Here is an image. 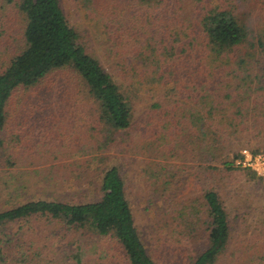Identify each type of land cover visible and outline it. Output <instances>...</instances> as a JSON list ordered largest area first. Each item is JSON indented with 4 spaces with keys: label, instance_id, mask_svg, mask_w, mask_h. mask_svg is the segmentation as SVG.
<instances>
[{
    "label": "trees",
    "instance_id": "1",
    "mask_svg": "<svg viewBox=\"0 0 264 264\" xmlns=\"http://www.w3.org/2000/svg\"><path fill=\"white\" fill-rule=\"evenodd\" d=\"M80 2L99 23L109 71L86 52L59 0H0V130L7 124L17 93L24 94L40 84L45 88L46 78L55 70L70 68L82 80L87 95L98 105V119L115 131L129 128L136 91L160 88L166 99L151 105L156 113L145 121L151 139L144 147L150 159L143 169L144 180L156 186L151 198L160 201L164 184L175 177L176 170L168 169L173 165L171 158L185 152L197 165L212 162L229 170L231 163L221 157L226 143L242 133L264 135V121H257L264 118V31L250 17L251 9L257 3L263 5L264 0ZM17 133L0 136V167L16 166ZM85 163V159L76 161L83 169ZM247 173L255 176L250 170ZM56 178L51 175V180ZM10 180L0 177V197L4 190L10 197L20 191L15 183L18 178L11 176ZM97 192L92 200L36 198L7 206V199L0 198L4 205L0 207V264H6L9 252L14 254L11 263L32 260L35 240L28 231L6 229L30 218L43 219L60 229L53 244L58 243V237L64 240L62 255L46 264H92L86 255L95 254L97 247L90 249L85 238L93 244L102 238L116 243L127 264H167L147 252L116 165L102 170ZM179 200L183 207L177 213L169 202L162 216L159 205L163 242L180 246L190 237L200 238L203 232L206 245L183 264H216L229 239L218 194L206 188ZM165 220L171 222L170 228L165 227ZM165 228L171 233L168 238ZM228 264H264V237L254 238L251 246Z\"/></svg>",
    "mask_w": 264,
    "mask_h": 264
},
{
    "label": "rangeland",
    "instance_id": "2",
    "mask_svg": "<svg viewBox=\"0 0 264 264\" xmlns=\"http://www.w3.org/2000/svg\"><path fill=\"white\" fill-rule=\"evenodd\" d=\"M59 2L69 24L78 32L86 52L109 71L105 46L100 39L99 23L95 17L81 5L80 0ZM243 12L247 13L246 8ZM250 17L255 20L256 26L259 25L257 28L264 31V4L257 3L251 9ZM46 79L45 88L40 84L24 91L25 95L17 93L19 95L13 98L9 108L7 124L0 130V136L7 137L13 131H18L19 135L16 138L19 158L16 166L0 167V177L3 180L9 177L11 181V176H15L20 190L12 193L13 197L7 194L9 191H3L0 198L7 199L6 206L36 198L95 199L102 170L116 165L125 184L135 226L154 260L183 264L188 256H193L206 245L205 238L201 236L203 232L200 238L190 237L180 242V246L177 243L165 245L162 239L164 234L159 229L162 228L165 205L172 202V212L177 213L183 207V201L179 198L185 201L206 188L218 194L229 225L227 247L216 264L233 262L251 246L254 238L263 239L264 179L256 175L251 177L248 169L235 165L234 161L244 150L264 149V135L259 138L242 133L238 139L231 138L221 156L231 163L229 170L212 162L197 165L185 152L171 158L169 162L173 165H169L168 169L176 170L175 177L164 184L165 193L160 201L151 198L150 192L152 189L156 191V186L149 179L144 180L143 169L150 159L144 147L151 139V129L145 126V121L156 113L151 105L166 99L162 90L155 87L136 91L131 99L129 128L115 131L98 119V105L87 95L82 80L70 68L55 70ZM20 97L24 98L21 103L18 102ZM38 99L42 101L37 102ZM179 115L176 114L177 117ZM257 121L263 122L264 118L260 117ZM80 159H85V169L76 164ZM214 164L217 168H207ZM51 175L58 178L51 180ZM176 195L179 197L177 200ZM168 222L165 227H169ZM18 227L22 233L28 231V236L35 240L30 250L34 256L28 264H46L52 257L62 255L64 240L58 237V243L53 244L54 235L60 233L58 227L54 228L43 219L30 218L11 223L6 229L14 232ZM166 229L165 236L168 238L171 233ZM195 234L194 237H197L198 232ZM88 242L90 249L92 245L97 247L95 254L86 255L92 259V264L93 261L97 264H127L116 243L102 238L93 244L85 238L86 245ZM8 254L6 264H14L11 263L14 254ZM98 254L101 255L100 259L97 258Z\"/></svg>",
    "mask_w": 264,
    "mask_h": 264
},
{
    "label": "built area",
    "instance_id": "3",
    "mask_svg": "<svg viewBox=\"0 0 264 264\" xmlns=\"http://www.w3.org/2000/svg\"><path fill=\"white\" fill-rule=\"evenodd\" d=\"M234 163L237 166L249 169L256 176L264 179V149L244 150Z\"/></svg>",
    "mask_w": 264,
    "mask_h": 264
}]
</instances>
